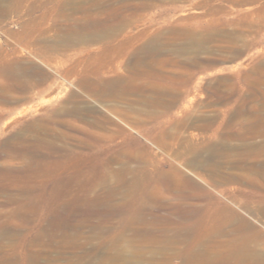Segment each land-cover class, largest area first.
I'll list each match as a JSON object with an SVG mask.
<instances>
[{
    "label": "rangeland",
    "instance_id": "374dc122",
    "mask_svg": "<svg viewBox=\"0 0 264 264\" xmlns=\"http://www.w3.org/2000/svg\"><path fill=\"white\" fill-rule=\"evenodd\" d=\"M0 264H264V0H0Z\"/></svg>",
    "mask_w": 264,
    "mask_h": 264
},
{
    "label": "bare ground",
    "instance_id": "6f19581e",
    "mask_svg": "<svg viewBox=\"0 0 264 264\" xmlns=\"http://www.w3.org/2000/svg\"><path fill=\"white\" fill-rule=\"evenodd\" d=\"M234 255L235 256H237V259H239L240 260V258L242 257L241 255V253H239L238 251H234Z\"/></svg>",
    "mask_w": 264,
    "mask_h": 264
}]
</instances>
